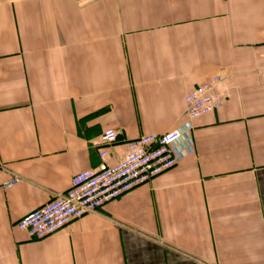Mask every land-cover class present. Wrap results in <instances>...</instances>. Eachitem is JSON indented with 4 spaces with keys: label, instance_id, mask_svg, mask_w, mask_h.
<instances>
[{
    "label": "crops",
    "instance_id": "0c3cea01",
    "mask_svg": "<svg viewBox=\"0 0 264 264\" xmlns=\"http://www.w3.org/2000/svg\"><path fill=\"white\" fill-rule=\"evenodd\" d=\"M213 77L228 102L190 119ZM172 130V168L42 239L16 227ZM0 264H264V0H0Z\"/></svg>",
    "mask_w": 264,
    "mask_h": 264
},
{
    "label": "built area",
    "instance_id": "2783aa9c",
    "mask_svg": "<svg viewBox=\"0 0 264 264\" xmlns=\"http://www.w3.org/2000/svg\"><path fill=\"white\" fill-rule=\"evenodd\" d=\"M218 77L197 85L184 98L190 119L210 113L229 100L227 90L217 88ZM181 132L172 130L162 135H142L125 143L126 152L114 164H101L96 170L76 173L70 187L44 205L30 211L16 222V227L31 239H42L72 220L93 212L105 203L141 185L176 164L174 147ZM99 157L107 155L106 147L115 143L117 132L105 128L100 134ZM18 181L13 178L8 186Z\"/></svg>",
    "mask_w": 264,
    "mask_h": 264
},
{
    "label": "rangeland",
    "instance_id": "374dc122",
    "mask_svg": "<svg viewBox=\"0 0 264 264\" xmlns=\"http://www.w3.org/2000/svg\"><path fill=\"white\" fill-rule=\"evenodd\" d=\"M85 9H87V10H88V8H85Z\"/></svg>",
    "mask_w": 264,
    "mask_h": 264
}]
</instances>
